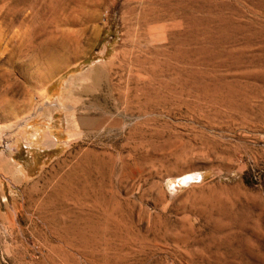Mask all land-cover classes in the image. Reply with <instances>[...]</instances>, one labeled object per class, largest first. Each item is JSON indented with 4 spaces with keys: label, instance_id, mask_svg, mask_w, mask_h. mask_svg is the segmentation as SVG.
Wrapping results in <instances>:
<instances>
[{
    "label": "rangeland",
    "instance_id": "rangeland-1",
    "mask_svg": "<svg viewBox=\"0 0 264 264\" xmlns=\"http://www.w3.org/2000/svg\"><path fill=\"white\" fill-rule=\"evenodd\" d=\"M161 1L0 0V264L94 263L51 203L80 140L117 165L109 258L264 264V0Z\"/></svg>",
    "mask_w": 264,
    "mask_h": 264
},
{
    "label": "bare ground",
    "instance_id": "bare-ground-1",
    "mask_svg": "<svg viewBox=\"0 0 264 264\" xmlns=\"http://www.w3.org/2000/svg\"><path fill=\"white\" fill-rule=\"evenodd\" d=\"M13 1V0H12ZM157 1V0H156ZM159 1V0H158ZM164 2V0H162ZM161 1V2H162ZM143 3V2H142ZM160 3V2H159ZM11 4V3H10ZM139 4V3H138ZM6 7V6H5ZM133 8V7H132ZM135 8V7H134ZM138 8V7H137ZM143 8V7H142ZM2 9V8H1ZM145 9V8H144ZM147 10V8H146ZM150 11V10H149ZM155 9H153L152 12H154ZM3 12V11H2ZM135 12V11H133ZM140 12V11H139ZM145 12V11H144ZM150 11V14L152 13ZM132 13V12H131ZM148 12H145V14ZM156 13V12H154ZM152 13V14H154ZM128 14V13H127ZM142 14V13H141ZM1 15V14H0ZM139 16V15H138ZM135 17V15H134ZM136 18V17H135ZM138 19V18H137ZM140 19V18H139ZM13 21V20H12ZM16 22V21H15ZM128 24V23H127ZM3 25V24H2ZM24 25V24H23ZM136 25V24H135ZM146 25V24H144ZM142 25V26H144ZM149 25V24H148ZM138 26V25H136ZM141 26V25H139ZM20 27V26H19ZM28 27V26H27ZM33 27V26H32ZM148 27V26H147ZM26 28V27H25ZM144 28V27H143ZM8 29V28H6ZM10 29V28H9ZM140 29V28H139ZM145 29V28H144ZM147 29V28H146ZM12 30V29H10ZM19 30V29H16ZM14 30V31H16ZM5 31V30H4ZM20 31V30H19ZM29 31V30H28ZM32 31V30H31ZM144 31V30H143ZM146 31V30H145ZM9 32V31H8ZM17 32V31H16ZM25 32V31H24ZM141 32V31H140ZM7 33V32H6ZM148 33V32H147ZM8 36V35H7ZM15 37V36H14ZM150 37V36H149ZM24 38V37H23ZM33 38V37H32ZM128 38V37H127ZM10 39V38H9ZM12 39V38H11ZM22 40V39H21ZM26 40V39H25ZM1 41V40H0ZM20 41V40H19ZM28 41V40H27ZM179 41V40H178ZM181 42V41H180ZM184 42V41H183ZM15 43V42H14ZM137 43V42H136ZM178 44V43H177ZM183 46H185V43H182ZM179 43V45H182ZM14 46V44H12ZM11 45V46H12ZM25 45V42H24ZM29 45V44H28ZM141 45V44H138ZM176 45V43H175ZM3 47V46H2ZM176 47V46H175ZM180 48V46H178ZM46 48V47H45ZM48 48V46H47ZM137 48V47H136ZM135 48V49H136ZM138 49V48H137ZM141 49V48H140ZM139 49V50H140ZM178 49V48H177ZM5 50V49H3ZM49 50V49H48ZM8 51V50H7ZM179 51V49H178ZM51 52V53H50ZM48 51L46 58H47V62L49 63V68H48V73L47 75H44L41 77L40 79V83L44 84L48 79H50L51 76H53L57 71H59L63 64H64V56L60 53V50H54V51ZM120 52V51H119ZM125 52V51H124ZM123 52V53H124ZM154 52V51H153ZM153 52L151 54H153ZM161 52V51H160ZM159 52V53H160ZM7 53V52H6ZM18 53V52H17ZM176 53V52H174ZM3 54V53H1ZM172 55V54H171ZM178 55V53H177ZM174 57V56H172ZM171 57V59H172ZM175 57L176 54H175ZM11 58V57H10ZM178 58V57H177ZM41 60V59H40ZM117 60V59H116ZM115 61V60H114ZM120 62V61H119ZM112 63V62H111ZM11 64V63H10ZM115 64V63H114ZM117 64V63H116ZM110 66V65H109ZM107 66V67H109ZM114 68V66H113ZM61 72V71H60ZM131 73V72H129ZM100 77V75H99ZM111 75L110 73H106L104 75V83L105 85H108L111 79ZM39 81V80H38ZM111 83V82H110ZM104 85V86H105ZM7 94V93H6ZM9 97V96H8ZM94 98V97H93ZM6 99V98H5ZM95 99V98H94ZM97 99V97H96ZM100 99V98H99ZM94 101V100H93ZM100 100H95L93 103H95L97 105L96 109H100V107L98 106ZM125 101V100H124ZM108 103V102H107ZM139 103V102H138ZM4 104V103H3ZM102 104V103H100ZM137 104V103H136ZM135 104V105H136ZM158 104V103H157ZM95 105V106H96ZM126 105V104H125ZM128 105H129V101H128ZM144 105V104H143ZM148 105V104H147ZM146 105V106H147ZM4 106V105H3ZM138 106V105H137ZM128 107V106H127ZM126 107V108H127ZM103 108V107H102ZM144 109H145V105H144ZM143 109V110H144ZM141 111V110H139ZM88 112V111H87ZM142 114L145 115V113H143V111H141ZM96 113H98L96 111ZM140 113V112H138ZM92 114V113H90ZM102 114V113H101ZM99 115V114H98ZM98 115H93V116H98ZM143 115V116H144ZM92 115H86L85 118V127L88 128V130H95L98 131L100 130L102 127H104L105 125L100 126L99 128H95L92 127L90 124V121L92 120ZM135 116V115H134ZM139 117V115H138ZM101 119H104L103 117H101ZM142 120V119H141ZM140 121V119L138 120ZM142 122V121H141ZM151 122V121H150ZM143 123V122H142ZM141 123V125H142ZM140 124V123H139ZM112 126H116L118 125V122L116 121H112L111 123ZM138 125V124H137ZM149 125V124H148ZM140 126V125H139ZM151 126V125H150ZM135 127V125H134ZM139 128V127H138ZM142 128V127H141ZM141 128L139 129V132L141 133ZM150 128V127H149ZM112 129V128H111ZM133 131V130H131ZM86 133V132H85ZM133 133V132H132ZM138 133V132H137ZM139 134V133H138ZM141 135V134H140ZM86 136V134H85ZM100 136V135H99ZM80 140V139H79ZM81 141V140H80ZM79 141V142H80ZM83 141V140H82ZM77 142V145L75 146L74 149H72V151L69 153L68 158H65L62 162H60V166L62 171H64V173H62L61 175V182L62 185H65V189L63 191H59L57 193L54 194V198H51V203L53 205L54 208H56L58 205L59 206H63L62 200L59 198V196L61 197V194H63L64 196H67V199H74L78 200V202L80 203L78 206L79 207V211L77 212L76 210V214L69 211L67 208H64L62 211H60V213L62 212V214H64L65 216H63L66 220L72 221V223L70 225H68L66 227V237L62 240V241H66V243H68L67 241L71 242V243H75L76 244V248L79 249L82 258L84 259H88L91 262H94L95 264H125L127 262V260L124 257H121L120 255H116L112 258L108 257V248L110 246H116V247H126V244H116V241H121L123 239L121 238H117L118 235L115 231H113L110 228V224L113 222V219L117 216V217H122V215L119 212H115L114 210H106L105 206L107 204V193L106 192V187L108 184V181L110 180L113 171L115 172V168H114V158L113 156L108 152V150L106 151L104 150H100L97 147L93 146V145H88L87 147H84L83 143H79ZM114 142V140H113ZM93 143V142H92ZM101 148V147H100ZM116 156V152L114 153ZM124 154V152H123ZM125 155V154H124ZM123 155V156H124ZM121 156V154H120ZM126 156V155H125ZM138 157V156H137ZM136 157V158H137ZM117 158V157H116ZM126 158V157H125ZM139 158V157H138ZM142 158V157H140ZM124 159V157H123ZM117 160V159H116ZM119 160V159H118ZM138 159H136L137 161ZM145 160V159H144ZM122 161V160H121ZM117 162V161H116ZM123 162V161H122ZM120 162V163H122ZM125 162V161H124ZM139 162V160L137 161ZM141 162H143V160H141ZM124 164V163H123ZM142 164V163H141ZM115 166H117L115 164ZM122 168V167H121ZM126 168V167H124ZM122 171H124V169H121ZM61 171V170H60ZM118 171V170H116ZM128 171V168H127ZM129 172V171H128ZM126 173V172H125ZM124 173V174H125ZM115 175V173H114ZM117 176H120L119 174ZM125 176V175H124ZM129 176V175H126ZM114 178V177H113ZM118 179V178H117ZM121 179V178H120ZM112 180V179H111ZM115 180V179H114ZM113 180V181H114ZM119 181V180H118ZM121 181V180H120ZM127 181V180H126ZM125 181V182H126ZM50 182V180H49ZM124 182V180H123ZM128 182V181H127ZM50 184V183H49ZM119 184V183H118ZM122 184V183H121ZM123 185V184H122ZM51 186V185H50ZM58 186V185H57ZM61 186V185H60ZM59 186V187H60ZM121 186V185H120ZM124 186V185H123ZM126 186V184H125ZM124 186V187H125ZM53 187V186H52ZM60 189V188H59ZM122 189V188H121ZM112 190V189H111ZM52 191V190H50ZM58 191V190H57ZM120 191V190H119ZM53 192V191H52ZM113 192V191H112ZM51 193V192H50ZM52 194V193H51ZM111 194V193H110ZM117 196H119L118 193H116ZM48 195V194H47ZM50 196V195H49ZM121 193H120V197H121ZM119 197V198H120ZM123 197V196H122ZM121 197V198H122ZM48 198V197H47ZM50 198V197H49ZM64 198V197H63ZM118 199V197H116ZM115 198V201H116ZM123 201L124 203H126V198L123 197ZM114 200V199H113ZM48 202V200H46ZM65 201V200H64ZM63 201V202H64ZM67 201V200H66ZM69 201V200H68ZM122 201V200H121ZM119 200H117V203L119 204L121 202ZM122 201V202H123ZM50 202V200H49ZM77 202V201H76ZM111 202V201H110ZM114 202V201H113ZM45 203V202H44ZM50 203V204H51ZM72 203V202H71ZM74 203V202H73ZM109 203V202H108ZM116 203V202H115ZM49 204V203H48ZM77 204V203H76ZM45 205V204H44ZM66 205V204H65ZM68 205V204H67ZM110 205V204H109ZM51 206V205H50ZM113 206V204H112ZM67 207V206H65ZM76 207V206H75ZM114 207V206H113ZM50 208V207H47ZM59 208V207H58ZM43 209V208H42ZM45 209V208H44ZM57 209V208H56ZM111 209V208H110ZM46 210V209H45ZM74 211V209H73ZM56 212V211H55ZM47 213V212H46ZM54 213V212H53ZM57 213V212H56ZM49 214V213H48ZM59 214V213H58ZM61 214V215H62ZM60 215V216H61ZM47 216V215H46ZM50 216V215H49ZM48 216V218H49ZM55 216V215H54ZM54 216H50V217H54ZM56 217V216H55ZM54 217V218H55ZM62 217V216H61ZM47 218V219H48ZM139 218V217H138ZM58 219V218H57ZM72 219V220H71ZM50 220V219H49ZM46 222H48V220H46ZM57 222V221H56ZM66 222V221H65ZM53 223V222H52ZM62 223V222H61ZM64 223V222H63ZM67 225V224H66ZM50 226V224H49ZM56 226V225H55ZM60 226V225H59ZM64 227V228H65ZM75 228V230H74ZM48 229V228H47ZM131 229V228H130ZM135 230V228H133ZM139 230V229H138ZM58 231V230H57ZM61 231V229L59 230ZM64 231V230H63ZM75 232V233H72ZM135 232V231H134ZM56 234V233H55ZM65 234V233H64ZM63 234V235H64ZM131 234V233H130ZM139 236L141 235L140 233H138ZM135 235V234H134ZM58 236V235H57ZM55 236V237H57ZM138 237V236H137ZM139 238V237H138ZM59 239V238H58ZM128 240V238H127ZM132 240V239H131ZM142 240V239H141ZM137 241V239H136ZM118 242V243H119ZM60 244V242H59ZM132 244V243H131ZM69 245V243H68ZM58 246V245H56ZM60 247H58L59 250ZM57 249V248H56ZM61 249V248H60ZM56 251V250H55ZM79 253V254H80ZM80 256V257H81ZM81 258V260H82ZM95 258H100L102 259L104 262H99L97 261ZM92 263V264H94Z\"/></svg>",
    "mask_w": 264,
    "mask_h": 264
}]
</instances>
